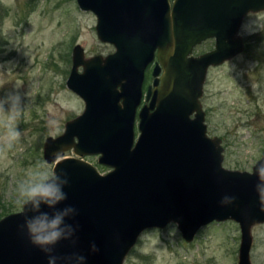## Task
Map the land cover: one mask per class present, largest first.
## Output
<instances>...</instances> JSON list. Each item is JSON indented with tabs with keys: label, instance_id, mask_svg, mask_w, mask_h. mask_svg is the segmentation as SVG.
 Returning <instances> with one entry per match:
<instances>
[{
	"label": "water",
	"instance_id": "water-1",
	"mask_svg": "<svg viewBox=\"0 0 264 264\" xmlns=\"http://www.w3.org/2000/svg\"><path fill=\"white\" fill-rule=\"evenodd\" d=\"M77 2L96 15L99 39L115 51L86 58L74 47L67 86L85 108L44 143L45 160L68 180L67 199L57 206L73 207L65 238L49 254L34 246L20 227L34 213L23 206L0 220V264H49V256L55 264H124L147 229L176 223L192 242L202 227L227 220L240 224L238 264H252V227L264 224V184L255 174L264 153L251 172L224 167L225 148L207 133L201 99L209 68L245 50L241 26L264 11V0ZM209 39L214 48L195 55ZM156 52V89L139 113L137 135L145 72ZM89 155L110 171L101 173L84 159Z\"/></svg>",
	"mask_w": 264,
	"mask_h": 264
},
{
	"label": "rangeland",
	"instance_id": "rangeland-1",
	"mask_svg": "<svg viewBox=\"0 0 264 264\" xmlns=\"http://www.w3.org/2000/svg\"><path fill=\"white\" fill-rule=\"evenodd\" d=\"M96 25V15L82 10L77 0H0V100L21 97L12 125L21 135L10 147L0 139V220L23 209L17 189L29 172L41 166L53 172L55 163L44 158L46 139L62 134L67 121L84 111V101L67 86L74 47L81 45L86 58L115 51L99 39ZM240 35L245 50L209 68L201 101L208 135L221 138L225 148L224 167L251 172L264 153V11L247 15ZM214 46L209 39L194 54ZM9 107L5 104V111ZM5 111H0V137L7 132ZM98 158L84 159L109 172ZM252 235L251 262L264 264V224L254 225ZM241 237L240 224L227 220L202 227L187 242L170 223L144 231L124 264H238Z\"/></svg>",
	"mask_w": 264,
	"mask_h": 264
},
{
	"label": "clouds",
	"instance_id": "clouds-1",
	"mask_svg": "<svg viewBox=\"0 0 264 264\" xmlns=\"http://www.w3.org/2000/svg\"><path fill=\"white\" fill-rule=\"evenodd\" d=\"M8 104L9 110L5 111L4 105ZM21 110V97L19 95H10L5 100H0V111L8 114L7 132L0 137L9 147L18 140L21 133L14 128L13 122L19 117ZM55 156V154H54ZM256 176L261 184H264V166L256 170ZM62 173L49 172L41 166L35 171L29 172L27 178L18 185V203L25 209L30 210L34 215L25 217V223L21 225V230L27 229L31 243L40 248L44 253L49 254L55 246L65 238V230L68 227L65 219L68 211L73 207L58 209L57 206L67 199V194L63 191L68 180L62 178ZM259 187V185H258ZM261 210L264 211V190L259 193ZM46 206L53 211H42ZM95 249V245H93ZM55 257L49 256V264H55ZM83 259V257H81Z\"/></svg>",
	"mask_w": 264,
	"mask_h": 264
},
{
	"label": "flooded vegetation",
	"instance_id": "flooded-vegetation-1",
	"mask_svg": "<svg viewBox=\"0 0 264 264\" xmlns=\"http://www.w3.org/2000/svg\"><path fill=\"white\" fill-rule=\"evenodd\" d=\"M157 62H158V56H157V52H156L153 61L148 65L146 72H145V80H144V84H143V98H142L140 106L138 107L137 117H136L137 120H139V113H140L142 107H144L145 105H150L151 101L153 99L154 91L156 89V86L154 85L155 77L153 76V71H154V68H155ZM150 75L152 77V81L148 82L147 77L150 78ZM151 85H152V88L150 90ZM149 90H150V95L148 98Z\"/></svg>",
	"mask_w": 264,
	"mask_h": 264
}]
</instances>
